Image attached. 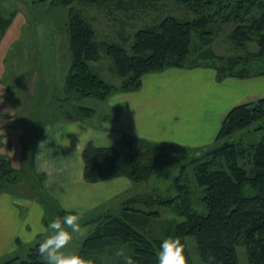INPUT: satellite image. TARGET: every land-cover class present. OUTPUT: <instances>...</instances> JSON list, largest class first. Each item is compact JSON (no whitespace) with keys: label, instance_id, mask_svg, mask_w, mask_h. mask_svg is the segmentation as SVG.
<instances>
[{"label":"rangeland","instance_id":"rangeland-1","mask_svg":"<svg viewBox=\"0 0 264 264\" xmlns=\"http://www.w3.org/2000/svg\"><path fill=\"white\" fill-rule=\"evenodd\" d=\"M234 2L235 0H216L214 7L198 11L199 9L196 10L192 5L164 0L144 7L136 3L131 5L128 0H107L93 6L77 2L64 6L60 0H0V16L9 20V25L0 37V118L3 124L0 129V156L11 162L16 178L14 181H5L0 194L13 196L22 216L27 215L31 202L42 205L45 210L41 221L42 229L34 230L29 223L16 238L13 250L0 255V264L10 260H16V263L27 261L30 251L37 250L39 242L48 234L44 228L49 221L56 216H63L65 211H68L41 191L39 180L32 171L31 159L37 147L41 127L56 121L75 120L91 121L96 126H102L118 117L117 107H110L108 102L114 95L123 92H117L105 101H98L93 98H80L75 91L68 92L66 89V78L73 58L69 48L71 15L78 13L90 21L99 43L122 45L130 52L137 30L154 27L166 18L193 22L201 12L210 19L208 30L213 36L211 43L204 46V40H201L196 32L192 34L191 53L188 58L190 65L210 68L217 74L216 69L223 70L228 60L234 59L246 67V71L252 76L250 78L264 76V59L251 58L248 62L249 57L258 52L257 42L253 40L245 49H239L231 41V34L239 24L235 15L241 14ZM256 11H251L249 17L257 18L260 13ZM214 56L215 58H212ZM218 58L225 62L218 61ZM90 64L95 75L116 87L121 85L122 79L113 71V63L104 49L100 50L99 55ZM179 70L181 72L188 69ZM146 75L143 99L156 96L158 106L156 114L153 113L156 107L147 108L152 103L146 106L153 114L149 121L152 124L147 122L146 126L147 129H154L156 135L168 136V133L162 132L160 125V122H163V114L167 119L172 113L182 115V122L193 114L211 112L216 115L207 92L200 85L196 86L199 87L198 90L192 88L197 73L180 76L171 74L169 79L165 78V72ZM201 80L205 84L206 78L202 77ZM168 83L170 84L166 87ZM100 102H103V105ZM81 107L95 109L97 112L83 115L80 113ZM6 117L11 118L7 120ZM212 120H215L213 116ZM258 126H250L237 133L234 138L246 143L245 145L250 138L259 140L260 138L255 137ZM140 128L143 131L142 125ZM209 156L211 158V155ZM174 158L175 156L171 155L169 161L172 163ZM251 159L250 156L245 157L246 167L251 166ZM206 160L205 157L198 161L180 159V167L177 169H174L172 163L141 183L119 177L114 178L115 183L99 185L88 196L94 201L95 208L82 213L71 211L79 217L81 232L73 235L67 250L81 253L84 241L97 228L98 219L105 213L120 216L126 208L158 213L157 217H147L145 224L125 218L134 229L149 239L161 241L167 236H173L176 222L183 220L180 217L185 206L182 200H188L189 206L199 213L206 212L202 202L203 188L197 183L198 164ZM182 166H185L184 173L181 172ZM168 200H173L170 205L160 203ZM187 241L193 264H203L194 239L189 238ZM4 244L0 238V245ZM118 247H123L126 254L133 256V247L130 244L116 243L105 249L100 256H84L93 259L96 264H123L122 258L115 255ZM36 252L34 257H37ZM239 260L240 264H247L245 249L242 246L239 247ZM28 262L44 264L41 256Z\"/></svg>","mask_w":264,"mask_h":264},{"label":"trees","instance_id":"trees-1","mask_svg":"<svg viewBox=\"0 0 264 264\" xmlns=\"http://www.w3.org/2000/svg\"><path fill=\"white\" fill-rule=\"evenodd\" d=\"M106 1L60 0V3L64 6L76 2L93 6ZM156 1L161 0H128L129 4L136 3L142 7ZM164 1L182 2L194 6L198 11L212 8L216 3V0ZM234 3L241 14L235 15L239 24L231 34V41L236 48L245 49L249 42L255 40L258 52L255 56L251 55L248 62L251 58L264 59V0H235ZM254 10L260 15L257 18L249 17L248 14ZM73 14L69 21V48L73 58L66 78V89L68 92L75 91L80 98L105 101L117 92L139 91L146 74L160 73L170 68H197V64L190 65L188 62L192 34L196 32L204 40V46L211 43L213 36L208 30L209 17L201 12L193 22L166 18L154 27L137 30L129 52L122 45L99 43L90 21L78 13ZM8 25L9 20L0 16V37ZM103 49L113 63V71L122 79L119 87L107 83L92 72L90 63ZM218 61L225 62L220 58ZM216 70L217 81L229 77H252L246 67L234 59H229L223 70ZM80 113L94 114L95 110L81 107ZM255 124L259 125L255 132L259 140L250 138L245 145L234 138L237 133ZM171 155L177 161L172 160L174 169L180 167V159L198 161L207 158L197 167V183L203 188L202 202L206 212L199 213L189 206L188 200H182L185 206L180 217L183 220L176 222L173 232V236L179 237L185 245L188 264L194 263L188 246L189 238L194 239L203 264H240L241 246L245 249L247 264H264V98L231 109L224 117L214 142L203 148L153 142L127 134L110 147H98L89 142L82 152L83 178L89 184L119 177L141 183L171 165ZM248 156L252 158L250 167L244 165L245 157ZM181 169L184 173L185 166ZM14 174L11 162L0 156V192L5 181L16 179ZM172 201L160 203L170 205ZM153 216L157 217L158 213L133 208L124 209L120 216L105 213L98 219L97 228L84 241L81 253L100 256L115 243L130 244L137 264H157L156 253L160 241L149 239L125 220L128 218L145 224L147 217ZM36 251H30V261L40 256ZM35 252L37 257L33 255ZM28 259L19 263L10 260L2 264H30Z\"/></svg>","mask_w":264,"mask_h":264},{"label":"crops","instance_id":"crops-1","mask_svg":"<svg viewBox=\"0 0 264 264\" xmlns=\"http://www.w3.org/2000/svg\"><path fill=\"white\" fill-rule=\"evenodd\" d=\"M179 71V69L170 68L163 72H165V78L168 79L171 74L180 76L197 73V79L192 84V88L198 90L199 87L196 86L200 85L207 92L216 115H212L211 112L193 114L194 116L190 115V118L182 122L180 120L182 115L172 113L167 119L163 114V122H160V125L163 128L162 132L168 133V136L167 134L156 135L154 129H147L146 126L153 116L147 108L156 107L153 112L156 114L158 107L156 96L143 99L146 75L143 77V85L139 91L119 93L110 98L109 106L117 107L118 117L109 124L96 126L86 120L56 121L47 125L42 123L37 147L31 159L32 171L39 180L41 191L65 210L82 213L93 209L95 208L94 201L88 196L99 185L115 183V179L96 184H88L84 181L82 152L89 142L98 147H110L115 145L124 134H127L153 142L176 143L186 147L206 146L214 142L222 119L233 107L264 98V76L247 79L229 77L217 81L216 72L210 68ZM202 77L206 78L205 84L201 80ZM150 103L152 105L146 108ZM100 104L103 105V102ZM212 116L215 120H212ZM8 118L11 117H6L7 120ZM1 122L2 119L0 129L3 125ZM141 125L143 131L140 128ZM87 127L92 131L86 132ZM65 137L70 141L68 145H63L57 140L67 142ZM14 201V197L10 194H0V238L5 243L0 245V255L4 252L8 254L13 250L16 238L21 235L23 229L28 227L29 223L32 224L34 230L35 228L42 229L44 207L31 202L27 215L22 216Z\"/></svg>","mask_w":264,"mask_h":264},{"label":"clouds","instance_id":"clouds-1","mask_svg":"<svg viewBox=\"0 0 264 264\" xmlns=\"http://www.w3.org/2000/svg\"><path fill=\"white\" fill-rule=\"evenodd\" d=\"M91 131L87 127L86 132ZM65 139L67 142L57 140L63 145H68L70 141L67 137ZM44 230L48 234L39 242L37 248L44 264H96V261L85 257L78 251L67 250V245L73 235L81 232V224L76 213L65 211L63 216L52 218ZM184 249L185 245L179 237L167 236L163 238L156 253L157 264H188ZM115 255L122 258L123 264H137L136 259L132 255L126 254L123 247L116 248Z\"/></svg>","mask_w":264,"mask_h":264}]
</instances>
